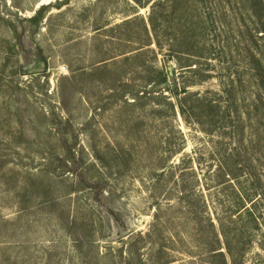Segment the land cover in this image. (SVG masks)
<instances>
[{
    "label": "rangeland",
    "instance_id": "rangeland-1",
    "mask_svg": "<svg viewBox=\"0 0 264 264\" xmlns=\"http://www.w3.org/2000/svg\"><path fill=\"white\" fill-rule=\"evenodd\" d=\"M159 1L0 0V264H264V8Z\"/></svg>",
    "mask_w": 264,
    "mask_h": 264
},
{
    "label": "trees",
    "instance_id": "trees-1",
    "mask_svg": "<svg viewBox=\"0 0 264 264\" xmlns=\"http://www.w3.org/2000/svg\"><path fill=\"white\" fill-rule=\"evenodd\" d=\"M176 1V0H175ZM251 2H253L254 3V6H255V9L257 10V11H261V8H262V10H263V6H264V2L262 1V0H250ZM159 3H164V1H162V0H160L159 1ZM173 6H175V3L173 4ZM258 21H259V24L258 25H261V26H259V30H261V31H263L264 32V26H263V19L262 18H258ZM257 25V26H258ZM256 28V27H255ZM255 31H257L256 29H255ZM261 34H263V33H261ZM179 108H180V111H181V113H185L186 111H188V108H186V107H184V106H179ZM245 193V195H247V197H249V194L248 193H246V192H244ZM245 200V197L244 196H242L241 198H239V200H238V202H237V204H238V206L240 205V204H242V209L244 210L245 209V212L247 213V214H249V215H251V208H250V206L249 205H246V204H243V201ZM254 201L255 200H251V204H253L254 205ZM245 202V201H244ZM240 209H238V211H239ZM241 212V211H240ZM240 212H239V214H240Z\"/></svg>",
    "mask_w": 264,
    "mask_h": 264
}]
</instances>
